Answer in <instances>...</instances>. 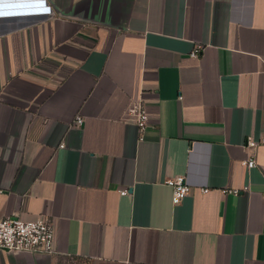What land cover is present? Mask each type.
Masks as SVG:
<instances>
[{
  "label": "crops",
  "instance_id": "crops-1",
  "mask_svg": "<svg viewBox=\"0 0 264 264\" xmlns=\"http://www.w3.org/2000/svg\"><path fill=\"white\" fill-rule=\"evenodd\" d=\"M13 217L52 219L56 252L0 264H264V0H0Z\"/></svg>",
  "mask_w": 264,
  "mask_h": 264
},
{
  "label": "built area",
  "instance_id": "built-area-1",
  "mask_svg": "<svg viewBox=\"0 0 264 264\" xmlns=\"http://www.w3.org/2000/svg\"><path fill=\"white\" fill-rule=\"evenodd\" d=\"M202 46H198L192 56L199 55ZM126 120L135 124L139 130L141 139L145 131L150 126V117L146 107L142 103H135L128 112ZM83 118L78 117L75 125L81 126ZM249 149H255L257 144L250 141L247 145ZM255 159L246 162V167L254 168ZM165 184L172 188V202L174 206L181 204L191 193V187L187 184L184 176H177L167 179ZM209 190H203L208 193ZM243 192L249 191V187H244ZM233 189L229 193L240 195L242 192ZM227 193V192H226ZM123 195L128 191H123ZM0 250L13 253H30L33 255H51L56 252V229L52 219L41 217L35 220H25L20 217L5 218L0 220Z\"/></svg>",
  "mask_w": 264,
  "mask_h": 264
},
{
  "label": "rangeland",
  "instance_id": "rangeland-1",
  "mask_svg": "<svg viewBox=\"0 0 264 264\" xmlns=\"http://www.w3.org/2000/svg\"><path fill=\"white\" fill-rule=\"evenodd\" d=\"M62 264H74V261L72 260L62 261Z\"/></svg>",
  "mask_w": 264,
  "mask_h": 264
}]
</instances>
